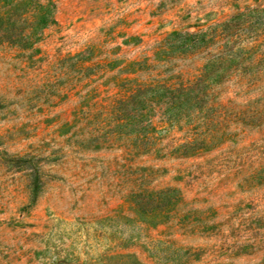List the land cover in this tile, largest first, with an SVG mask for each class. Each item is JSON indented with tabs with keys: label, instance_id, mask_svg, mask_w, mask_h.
<instances>
[{
	"label": "rangeland",
	"instance_id": "rangeland-1",
	"mask_svg": "<svg viewBox=\"0 0 264 264\" xmlns=\"http://www.w3.org/2000/svg\"><path fill=\"white\" fill-rule=\"evenodd\" d=\"M21 1L0 0V264H264V0H52L38 33ZM163 83L193 98L138 105L142 153L113 104Z\"/></svg>",
	"mask_w": 264,
	"mask_h": 264
},
{
	"label": "trees",
	"instance_id": "trees-1",
	"mask_svg": "<svg viewBox=\"0 0 264 264\" xmlns=\"http://www.w3.org/2000/svg\"><path fill=\"white\" fill-rule=\"evenodd\" d=\"M29 2L33 3V11L35 13V22L33 27L35 32L38 33L44 27L55 22L56 5L52 0H22L20 4L25 5ZM193 37H195V34H188L186 39H191ZM145 86L146 88L144 89ZM145 86L140 85V88H142L141 90H136L134 93L129 95H123L122 97L117 98L113 104L115 115L116 117H118L115 122L118 136L120 137V139L127 137V140H131L132 143H134L136 146L138 145V143L142 144V150H138L142 153L148 152L149 149L145 148L147 145H152V135L149 132H146L144 134L137 132H135V134H128V131L126 129L128 126L135 127L139 125L142 121L144 115H140L138 105L142 103L145 104L147 102H158L161 99L169 98L168 104H170L171 110L175 112L177 109L183 107L181 106L182 102H180L179 99L184 100L185 104L189 103V101L193 98V89H195L192 88V86L190 87L187 85H180L179 87H177L164 83L160 85H155L153 86V88L147 85ZM129 107L134 110L133 114L131 115L130 112H128ZM149 124L151 126L153 125L152 123ZM123 128L126 129L127 133L123 131ZM190 143L191 142L182 144L180 147H188Z\"/></svg>",
	"mask_w": 264,
	"mask_h": 264
}]
</instances>
